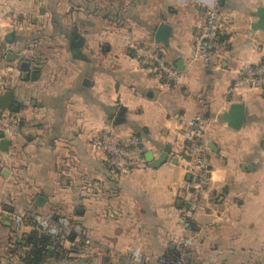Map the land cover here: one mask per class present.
I'll return each instance as SVG.
<instances>
[{"label": "crops", "instance_id": "0c3cea01", "mask_svg": "<svg viewBox=\"0 0 264 264\" xmlns=\"http://www.w3.org/2000/svg\"><path fill=\"white\" fill-rule=\"evenodd\" d=\"M211 4L233 13L232 28L218 31L209 62L194 60ZM259 5L0 0V92L11 90L21 125L0 150V264H26L36 215L85 230L84 246L57 235L70 250L65 264H166L178 249L184 264H264V84L235 83L246 63L264 60V30L251 27ZM161 22L166 42L154 38ZM138 46L157 49L180 70L178 82L143 67ZM232 103L244 106L238 129L222 120ZM198 112L211 174L186 232L178 216L193 200L187 122ZM108 126L123 142L137 138L147 167L109 165L90 139Z\"/></svg>", "mask_w": 264, "mask_h": 264}, {"label": "built area", "instance_id": "2783aa9c", "mask_svg": "<svg viewBox=\"0 0 264 264\" xmlns=\"http://www.w3.org/2000/svg\"><path fill=\"white\" fill-rule=\"evenodd\" d=\"M233 19V13L220 8L218 4L204 6V23L195 36L192 59L209 62L214 53L218 31L225 26L232 28ZM135 55L143 67H149L167 81L178 82L180 79V70L172 63L167 62L157 49L138 46L135 48ZM235 83L262 86L264 84V60L258 64L246 63ZM3 85L4 77L0 71V89ZM187 125L189 142L186 149L185 170L190 177L193 200L178 216V221L186 232L191 230L190 220L197 207L195 198L207 194L211 174L207 145L204 140L206 127L204 115L201 112L196 113L188 119ZM20 126V118L14 111L7 108L0 109L1 133L8 136L16 135ZM90 139L94 146L103 150L109 165L116 170L125 171L130 168L147 167L143 149L136 137H131L127 142H123L113 127L108 126L101 131L92 133ZM16 219L19 223L24 221L22 215H17ZM34 221L44 232L51 235H58L61 230L65 234L74 232V238L70 240L73 247H78L80 240L83 241V246L90 243L85 230L79 224L70 223L66 217H58L56 221H53L49 216L36 215ZM187 242H189V238L186 236L180 240L179 244H187ZM170 262L171 264H184L183 250L178 249Z\"/></svg>", "mask_w": 264, "mask_h": 264}, {"label": "water", "instance_id": "95a60500", "mask_svg": "<svg viewBox=\"0 0 264 264\" xmlns=\"http://www.w3.org/2000/svg\"><path fill=\"white\" fill-rule=\"evenodd\" d=\"M254 15L257 19L251 23L253 29L264 30V5L257 6ZM170 35V26L165 22L158 24L154 38L159 42H166ZM10 109L15 111L17 105L13 100V94L11 90H3L0 92V109ZM222 120L227 123L228 126L238 129L244 120V106L241 103H232L229 108L222 115ZM9 144V140L0 132V150L6 151ZM163 156V155H162ZM162 156L158 158L154 164L158 163L162 159Z\"/></svg>", "mask_w": 264, "mask_h": 264}, {"label": "trees", "instance_id": "16d2710c", "mask_svg": "<svg viewBox=\"0 0 264 264\" xmlns=\"http://www.w3.org/2000/svg\"><path fill=\"white\" fill-rule=\"evenodd\" d=\"M61 233H63L62 230L58 235H61ZM66 235L72 239L74 237V232H68ZM60 240V236L48 234L39 226L35 227L25 235V242L28 249L25 250V254L22 256L21 260L26 264H42L47 258H52L55 255V252H60L61 256L65 258V252L67 253L70 250L64 248ZM50 245L54 246L51 250L48 248Z\"/></svg>", "mask_w": 264, "mask_h": 264}, {"label": "rangeland", "instance_id": "374dc122", "mask_svg": "<svg viewBox=\"0 0 264 264\" xmlns=\"http://www.w3.org/2000/svg\"><path fill=\"white\" fill-rule=\"evenodd\" d=\"M52 249L54 248V246H52ZM55 252V251H54ZM60 253V252H59ZM56 253L55 252V255L52 257V259L49 261V264H65L64 263V257L61 256V253ZM171 259L172 257H166L165 261H166V264H171Z\"/></svg>", "mask_w": 264, "mask_h": 264}]
</instances>
